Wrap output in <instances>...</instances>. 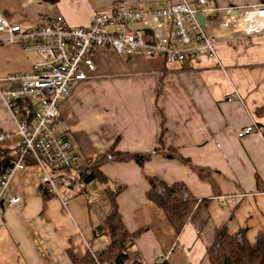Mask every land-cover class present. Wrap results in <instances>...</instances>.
<instances>
[{
	"label": "crops",
	"instance_id": "1",
	"mask_svg": "<svg viewBox=\"0 0 264 264\" xmlns=\"http://www.w3.org/2000/svg\"><path fill=\"white\" fill-rule=\"evenodd\" d=\"M179 1L0 0V14L22 26L56 21L81 26L92 12L117 4ZM262 3L207 0L200 13L204 31L218 39L215 56L172 64L158 56L97 48L94 70L58 102L59 127L81 163L112 146L150 156L141 166L133 160L105 163L100 170L106 183L80 181L63 189L61 198L42 194L40 169L31 161L16 170L9 190L20 204L8 207L1 200L0 264H73L88 250L101 251L109 243L106 189L118 186H123L116 202L125 228L144 229L123 264H208L206 249L219 227L231 234L243 230L249 241L264 231V115L255 114L264 103V34L245 37L219 25L236 14L233 10ZM33 59L18 44L0 45V78L30 71ZM253 123L258 130L238 136ZM0 133L5 135L0 149L14 151L16 123L1 99ZM197 169L211 173L219 195ZM146 176L185 182L200 199L180 234L146 197Z\"/></svg>",
	"mask_w": 264,
	"mask_h": 264
},
{
	"label": "built area",
	"instance_id": "2",
	"mask_svg": "<svg viewBox=\"0 0 264 264\" xmlns=\"http://www.w3.org/2000/svg\"><path fill=\"white\" fill-rule=\"evenodd\" d=\"M206 2L117 4L107 11L92 12L81 26L64 21L22 26L0 14V45L18 44L36 57L30 71L0 78V99L16 123L19 140L14 165L0 175V211L1 200L5 199L8 207L20 204V198L10 192L9 183L14 172L29 161L40 169V188L58 198L63 189H72L82 180L84 164L65 130L59 127L58 102L94 70L95 50L109 48L119 54L158 56L172 64L215 56L218 39L207 34L197 18ZM219 25L239 30L245 37L264 34V3L228 14ZM256 130L253 123L242 128L238 136ZM4 136L0 133V140ZM82 174L87 176L90 171L83 167ZM228 201L233 202V198ZM91 252L97 264H104L98 261V252Z\"/></svg>",
	"mask_w": 264,
	"mask_h": 264
},
{
	"label": "trees",
	"instance_id": "3",
	"mask_svg": "<svg viewBox=\"0 0 264 264\" xmlns=\"http://www.w3.org/2000/svg\"><path fill=\"white\" fill-rule=\"evenodd\" d=\"M255 114L257 117L264 115V103L255 111ZM170 151L175 152L171 148ZM17 156L18 147L14 151L0 149V175L8 167L14 165ZM149 156V154L120 152L114 150V146H112L97 156L87 159L83 163L84 165L82 164L85 169L90 171V174L87 176L82 174V167L81 181L96 180L106 183L107 179L100 170L105 163L133 160L141 166ZM182 159L188 161L186 158ZM196 172L201 180L207 181L211 185L213 194L219 195L218 186L211 173L202 169H197ZM146 181L148 185L146 197L165 212L175 232L180 234L190 220L200 199L185 182L166 183L154 176H146ZM122 189L123 186H118L114 190L106 189L111 204L110 210L105 216V223L109 231V243L98 252L97 256L98 261L104 264L125 263L128 260L127 248L134 243L144 230L140 228L130 232L125 228L116 202V197ZM40 191L45 197L51 195L42 188H40ZM206 199L202 200L206 201ZM205 257L208 264H264V231H258L253 241H249L243 230L231 234L226 227H219L206 249ZM73 264H97V262L92 256V252L88 250L83 257L73 258Z\"/></svg>",
	"mask_w": 264,
	"mask_h": 264
},
{
	"label": "water",
	"instance_id": "4",
	"mask_svg": "<svg viewBox=\"0 0 264 264\" xmlns=\"http://www.w3.org/2000/svg\"><path fill=\"white\" fill-rule=\"evenodd\" d=\"M235 13H238V10H233ZM233 12V13H234ZM197 18H198V20H199V22H200V24L202 25L203 23H204V18H203V16H202V14L201 13H198L197 14ZM1 204H2V202H1Z\"/></svg>",
	"mask_w": 264,
	"mask_h": 264
}]
</instances>
